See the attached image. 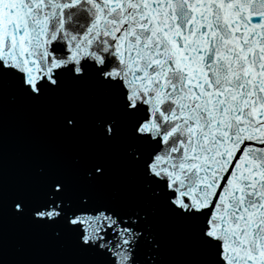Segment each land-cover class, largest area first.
I'll return each instance as SVG.
<instances>
[{
	"label": "snow or ice",
	"instance_id": "1",
	"mask_svg": "<svg viewBox=\"0 0 264 264\" xmlns=\"http://www.w3.org/2000/svg\"><path fill=\"white\" fill-rule=\"evenodd\" d=\"M0 264H264V0H0Z\"/></svg>",
	"mask_w": 264,
	"mask_h": 264
},
{
	"label": "water",
	"instance_id": "2",
	"mask_svg": "<svg viewBox=\"0 0 264 264\" xmlns=\"http://www.w3.org/2000/svg\"><path fill=\"white\" fill-rule=\"evenodd\" d=\"M39 137L54 143H59L60 138L55 130L54 123L47 117H35L32 123L26 124L22 118L9 123L10 146L15 145L16 149L21 150L32 138ZM9 257L17 258L14 249H9ZM30 258V257H25Z\"/></svg>",
	"mask_w": 264,
	"mask_h": 264
}]
</instances>
